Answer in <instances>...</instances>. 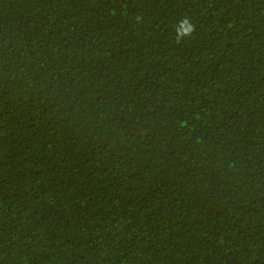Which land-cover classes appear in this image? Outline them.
Masks as SVG:
<instances>
[{"label": "trees", "instance_id": "1", "mask_svg": "<svg viewBox=\"0 0 264 264\" xmlns=\"http://www.w3.org/2000/svg\"><path fill=\"white\" fill-rule=\"evenodd\" d=\"M0 264H264V0H0Z\"/></svg>", "mask_w": 264, "mask_h": 264}, {"label": "clouds", "instance_id": "2", "mask_svg": "<svg viewBox=\"0 0 264 264\" xmlns=\"http://www.w3.org/2000/svg\"><path fill=\"white\" fill-rule=\"evenodd\" d=\"M196 31V25L190 17L184 16L176 21L174 33L175 42L179 45L190 40Z\"/></svg>", "mask_w": 264, "mask_h": 264}, {"label": "bare ground", "instance_id": "3", "mask_svg": "<svg viewBox=\"0 0 264 264\" xmlns=\"http://www.w3.org/2000/svg\"><path fill=\"white\" fill-rule=\"evenodd\" d=\"M19 21H20V20H19ZM15 34H16V33H15ZM15 36H16V35H15ZM53 38H54V37H53ZM54 41H55V39H54ZM51 43H52V42H51ZM46 51H47V50H45V52H46ZM47 54H49V53H46V55H47ZM46 55H45V56H46Z\"/></svg>", "mask_w": 264, "mask_h": 264}]
</instances>
